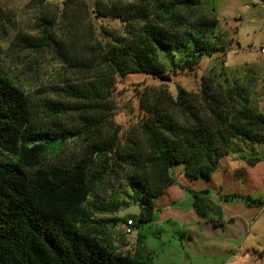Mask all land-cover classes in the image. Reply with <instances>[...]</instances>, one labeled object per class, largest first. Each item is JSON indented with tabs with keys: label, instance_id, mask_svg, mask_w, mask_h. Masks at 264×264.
Here are the masks:
<instances>
[{
	"label": "trees",
	"instance_id": "1",
	"mask_svg": "<svg viewBox=\"0 0 264 264\" xmlns=\"http://www.w3.org/2000/svg\"><path fill=\"white\" fill-rule=\"evenodd\" d=\"M10 1L0 10V264H152L140 242L133 254L119 253L101 233L110 221L93 218L92 209H118L113 203L104 209L97 195L117 180L139 207L136 228L157 224L158 200L171 186L191 196L200 219L221 218V206L188 184L208 183L224 157L243 152L242 144H264V114L251 106L247 87L201 77L194 93L180 86L174 97L142 91L129 134L100 132L119 78L143 74L163 83L222 51L208 42L218 40L217 21L198 13L200 0L96 2L86 23L77 14L79 6L88 9L80 0H64L55 11L50 0ZM26 10L33 15L23 21ZM44 56L63 71L50 87L53 99L29 93L19 79ZM72 115L77 122L68 121ZM69 141L84 143L77 159L44 165ZM218 196L222 204L264 206V197Z\"/></svg>",
	"mask_w": 264,
	"mask_h": 264
},
{
	"label": "rangeland",
	"instance_id": "2",
	"mask_svg": "<svg viewBox=\"0 0 264 264\" xmlns=\"http://www.w3.org/2000/svg\"><path fill=\"white\" fill-rule=\"evenodd\" d=\"M50 1L51 9L55 11L54 6L60 5L64 0ZM80 1L88 6V9L79 6L77 11L80 20L86 23L90 19L88 11L92 12L96 2L110 5L116 0ZM11 2L0 0V10L11 5ZM26 11L23 21H28L33 15L29 10ZM198 13L209 19L215 17L217 21L215 33L218 40L210 39L208 42L211 46L222 47V51L211 52V56L201 57L199 66L194 72L169 76L163 83L143 74L119 78L110 102L112 111L108 114L107 124L100 130L101 136L109 137L118 129L124 138L132 131L140 116L138 113L140 92L150 90L151 93L157 94L160 90H166L174 97L176 86H180L185 91L194 93L199 89L201 77L221 86L235 83L247 87L251 106L264 114V57L258 54V48L264 37V4L259 0H200ZM99 23L107 26L114 25L109 20H102ZM205 50L211 51L208 46H205ZM33 64L29 63L24 74L19 76L21 85L26 87L29 93L41 95V99L55 98L50 87L55 84V80L63 72L60 66L51 56L41 57ZM75 118V115L67 117L69 122L74 120L77 122ZM249 145L242 144L241 156L264 158V144L253 145L255 149L247 151ZM83 148L82 141H69L60 152L48 153L45 156L44 165H67L80 156ZM223 188L225 189L224 194L233 192V189ZM131 193L124 181L117 180L112 188L99 189L97 195L100 203L103 202L104 209H113L112 203L117 204L118 209L111 213L92 209L95 220L110 221L103 225L101 233L105 234L107 240L119 253L133 254L142 243L145 251L151 255L152 264H264V258L257 259V256L264 250V237L260 235L252 236L253 247L243 243L244 249L235 258L231 256L239 251L238 247L241 246L239 242L234 243L232 254L213 257L209 255L207 242L208 240L214 241L215 232L205 224L198 230L193 228L195 223L183 226L179 222L136 228L139 207L128 198ZM190 200L191 197L186 194L185 198L180 199L174 205V208L182 211L180 215L190 210L188 205ZM99 201L93 204L97 206ZM237 203L238 201H232L228 205ZM160 213V211L155 213V219L160 217ZM115 220L118 224H113ZM126 220L134 223L130 235L125 233Z\"/></svg>",
	"mask_w": 264,
	"mask_h": 264
},
{
	"label": "crops",
	"instance_id": "3",
	"mask_svg": "<svg viewBox=\"0 0 264 264\" xmlns=\"http://www.w3.org/2000/svg\"><path fill=\"white\" fill-rule=\"evenodd\" d=\"M256 111L260 112L257 109ZM247 149V151H251L255 149V146L249 145ZM241 157L243 156L236 154H229L224 157L208 183L194 181L188 184L190 190L202 195H204L205 191H208V194L204 196L208 197L212 203L221 206V218L216 215H210L205 219H200L193 211L192 199L188 204L190 210L186 214L182 213L180 215L182 211L174 208V205L180 199L185 198L188 193L177 186H171L166 190L165 195L158 200L163 210L161 209L160 217L156 219V225H170L171 223L179 222L183 226H190L195 223L193 225L195 230H198L204 224L207 225L208 228L215 232L214 241L208 240L207 242L209 246L207 249L210 250L209 255L213 257L232 254V248L235 247L234 243L236 242L241 243V246L238 247L239 251H236V254H232V258L237 257L238 253L244 249L243 243L253 247L252 236L260 235L264 237V216H262L264 214V206L261 208L247 207L240 202L231 205L222 204L218 196L219 191L224 194L225 189L223 187H226L227 189H233L232 193L246 194L253 198L264 197V158H259V162L255 166L250 167ZM237 171L243 173L242 179L236 176ZM210 191H212L211 194ZM215 225L217 227H214Z\"/></svg>",
	"mask_w": 264,
	"mask_h": 264
},
{
	"label": "built area",
	"instance_id": "4",
	"mask_svg": "<svg viewBox=\"0 0 264 264\" xmlns=\"http://www.w3.org/2000/svg\"><path fill=\"white\" fill-rule=\"evenodd\" d=\"M258 54L261 56V57H264V37L263 39L261 40V43H260V46L258 48ZM134 226V223L131 221V220H128L126 222V225H125V233L127 235H130L131 234V228Z\"/></svg>",
	"mask_w": 264,
	"mask_h": 264
},
{
	"label": "water",
	"instance_id": "5",
	"mask_svg": "<svg viewBox=\"0 0 264 264\" xmlns=\"http://www.w3.org/2000/svg\"><path fill=\"white\" fill-rule=\"evenodd\" d=\"M262 4H264V0H259ZM208 194V191H205L204 192V195H207ZM264 258V250L257 256V259L258 260H261Z\"/></svg>",
	"mask_w": 264,
	"mask_h": 264
}]
</instances>
